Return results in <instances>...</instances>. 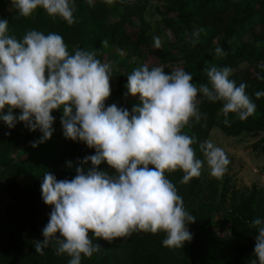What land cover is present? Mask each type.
<instances>
[{
	"label": "clouds",
	"instance_id": "1",
	"mask_svg": "<svg viewBox=\"0 0 264 264\" xmlns=\"http://www.w3.org/2000/svg\"><path fill=\"white\" fill-rule=\"evenodd\" d=\"M88 2L91 5L92 0ZM105 2L111 5L114 0ZM12 4L23 17L42 7L68 25L76 22L73 0H12ZM8 26L7 19H0V120L10 129L18 121L29 131L38 129L42 136L31 142L36 147L52 136L55 117L51 112L62 107L60 123L65 138L95 149V154L80 161L81 165L90 161L91 168L77 166L71 180H57L52 173H44L41 195L52 208L35 251L43 254V248L55 241L56 253L71 257L68 264H81V254L90 258L102 247L93 243L90 232L109 243L134 231H163L166 238L162 244L167 247L181 248L191 241L187 224L196 217L185 209L165 172L181 170L180 183L186 184L201 175L206 163L212 177H223L230 163L224 150L210 140L203 141L199 150L204 159H198L192 147L197 138L182 130L191 126L190 121L198 124L207 119L198 107V94L222 102L225 125L230 126L229 113L240 120L253 115L256 106L246 94V84L237 86L230 79V67L204 68L207 83L197 85L192 74L182 68L165 73L162 66L144 64L127 75L125 95L138 94L139 98L131 112L116 104L105 107L113 70L96 58L94 50L74 45L70 54L60 34L45 35L37 30H28L18 40L7 34ZM193 36L195 46L199 32ZM153 40L154 48L160 49V37ZM102 43L106 46L107 40ZM214 54L227 55L221 47H216ZM257 79L262 77L257 75ZM255 96H264V92ZM13 109H18L19 115H14ZM102 162L114 173L98 170ZM66 166L72 167V162ZM250 226L257 234L255 259L248 264H264V220L253 219Z\"/></svg>",
	"mask_w": 264,
	"mask_h": 264
},
{
	"label": "trees",
	"instance_id": "2",
	"mask_svg": "<svg viewBox=\"0 0 264 264\" xmlns=\"http://www.w3.org/2000/svg\"><path fill=\"white\" fill-rule=\"evenodd\" d=\"M162 1L163 9L158 11L160 19L153 24L144 16L148 0H114L111 5L105 0H92L91 5L88 0H73L76 22L72 25L59 16H49L42 7H37L29 17L20 16L18 10H9L8 0H0V19L8 20L7 34L18 40L28 30H37L45 35L50 32L60 34L70 54L74 45L94 50L97 59L111 65L112 73H120L113 94L105 100V107L116 104L129 112L133 105L139 103L138 94L125 95L128 91L127 75L133 69L144 64L151 68L175 63L177 68L192 74L193 83H207L201 68L210 60L211 43L221 34L219 47L227 55L216 57V66L237 68L230 79L235 80L237 86L246 84L245 91L256 106L255 112L245 120L229 113L228 126L223 122L222 102H211L198 94V107L207 119L198 124L190 121L191 126L182 131L197 138L192 147L196 158L201 160L204 156L199 143L206 141L213 126H219L228 136L245 132L264 133V96H255L256 92H264V67H260L264 64V0ZM230 10L232 13L225 19V12ZM150 28L154 33L148 32ZM246 30L250 31L249 39L241 40ZM164 32L175 36L173 48L176 54L163 44L160 49L154 48L153 37ZM196 32H199V39L193 46L191 41ZM104 40H107L106 46L102 43ZM121 51H126V54L120 56L118 53ZM242 63L245 64L240 67ZM257 75L262 79H257ZM13 114L19 115V110L13 109ZM51 115L55 117L53 134L36 147L31 142L42 136L38 129L29 131L19 121L10 129L0 120V176L3 179L0 183V264H68L71 259L66 253H56L55 241L43 248V254L35 251L36 241L43 239L42 230L48 223L52 208L43 202L41 183L45 172L52 173L57 180H71L76 175L77 166L91 168L90 161L84 165L80 161L95 154V149L84 142L65 138L60 123L62 107L52 110ZM261 140L264 142V135ZM68 161L72 162V167L66 166ZM97 168L114 173L106 162ZM18 176L29 184L22 185ZM165 176L176 186L185 209L196 217L195 222L187 224L192 233L191 241H185L181 248L167 247L162 244L166 238L163 231L155 234L134 231L109 243L95 238L90 232L93 243L102 247L90 258L81 254V264H248L249 260L255 259L253 249L257 230L250 224L256 218L264 220V195L261 191L253 188L226 210L224 222L228 224L229 231L221 235L215 232L212 217L226 200L225 191L221 190L216 198V188H213L202 199L199 177L181 184V170L165 172Z\"/></svg>",
	"mask_w": 264,
	"mask_h": 264
},
{
	"label": "rangeland",
	"instance_id": "3",
	"mask_svg": "<svg viewBox=\"0 0 264 264\" xmlns=\"http://www.w3.org/2000/svg\"><path fill=\"white\" fill-rule=\"evenodd\" d=\"M9 10L15 8L12 4V0H8ZM164 2L162 0H148L147 11L145 13V19L150 24L158 21L160 15L158 11L163 9ZM34 12V11H33ZM232 13V10L225 12V19ZM149 33H154L153 29L148 30ZM250 31L246 30L240 37L241 40L249 39ZM160 37L163 46L168 47L173 53H177L173 46L175 45V36L169 32L160 33ZM221 34L217 35L210 45V60L203 64L201 72L204 68L211 65H216V57L214 49L219 47V39ZM120 56H124L126 51L118 53ZM175 63H167L163 65L165 73H170L173 70L178 69ZM245 63L240 64V67L244 66ZM237 68H232V73ZM122 71L123 69L120 68ZM112 79L110 80L111 93L113 94V88L120 76V73H112ZM207 78V76H206ZM264 135L263 132L257 131L255 133L245 132L238 136H228L222 132L219 126H213L207 134L206 140H210L215 146L220 147L224 150L229 159L230 163L227 166V171L222 178L217 179L209 174V168L205 163L201 169V175L199 176L201 183L200 196L202 199L206 197V193L213 188H216V198L219 196V192L225 191V201L221 204L219 210L213 213L212 222L214 223V230L221 235H225L229 231V226L225 220V212L230 206L235 203L241 195L248 194L253 188L261 191L264 195V142L261 137ZM27 146V145H25ZM22 149V148H19ZM14 150L13 152H15ZM15 154H13L14 156ZM18 181L27 186L29 182L21 176L17 177ZM2 177L0 176V183L2 184Z\"/></svg>",
	"mask_w": 264,
	"mask_h": 264
}]
</instances>
